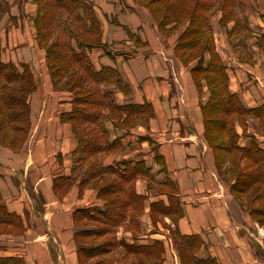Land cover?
<instances>
[{
  "label": "crops",
  "instance_id": "1",
  "mask_svg": "<svg viewBox=\"0 0 264 264\" xmlns=\"http://www.w3.org/2000/svg\"><path fill=\"white\" fill-rule=\"evenodd\" d=\"M6 1L8 11L0 18V58L20 71L27 66L34 88L27 95L29 123L21 145L14 148L0 142V195L6 208L21 216L25 226L20 236L0 233V256L20 257L21 264H84L74 238L73 212L84 207L103 208L104 200L94 178L82 181L85 164L76 161L78 142L71 123L62 118L71 108L72 96L54 87L46 49L36 39L37 3L23 0L19 6L16 0ZM106 2L104 10L111 8ZM103 12H94L100 21L101 43L86 49L91 62L96 69L102 65L116 68L127 84V90L112 86L117 104L146 101L153 110L147 121L140 117L131 126L105 120L109 138L120 143L99 155L102 165L123 169V160L143 161L150 170V176L138 174L131 180L141 205L130 207L133 212L117 226L115 236L128 244L161 247L152 255L118 247L105 258L111 264H138L140 257L144 264H181L175 243L178 235H184L196 237L197 258H211L216 264H264V224L232 192L226 174L218 172L215 152L205 137L202 105L209 96L208 86L203 80L198 87L192 61L184 63L176 55L177 31L162 35L158 27L149 24L142 30L147 42L130 45V29L137 32L140 23L123 11L118 22ZM245 14L253 36L245 43L227 44L239 58L229 56L231 65L226 62L222 53L225 44L215 28L214 45L225 65L228 90L244 108L251 109L241 120H233L237 142L245 146L254 138L264 149V13ZM252 38L258 42L251 44ZM113 41L123 43L113 48ZM207 61L208 56L204 64ZM170 196L179 213L154 207L170 206Z\"/></svg>",
  "mask_w": 264,
  "mask_h": 264
},
{
  "label": "trees",
  "instance_id": "2",
  "mask_svg": "<svg viewBox=\"0 0 264 264\" xmlns=\"http://www.w3.org/2000/svg\"><path fill=\"white\" fill-rule=\"evenodd\" d=\"M35 2L37 3V13L34 18L36 39L46 49L54 87L63 88L72 95L71 108L62 114V118L71 123L78 142L76 161L89 164V174L86 179L96 180L98 194L104 200L103 208L84 207L73 212L75 224L86 219L105 226L101 233H85L76 227L74 238L80 261L84 264H111L112 261L105 258V255L117 249L119 245H122L126 252L155 254L161 249L159 244L148 246L128 244L123 241L115 243V239L112 238L110 242L105 239L103 241L105 249L98 251L78 244L77 238L101 237L109 233L111 231L109 227H117L124 221L129 211L133 212L130 210L131 206L137 209L141 205V196L134 192L131 180L138 174L150 176V170L143 161L132 163L123 160L121 162L123 169L102 165L99 155L117 148L120 143L117 138L113 140L109 138L105 120H112L114 125L131 126L140 117L147 121L153 115V110L146 101L141 104L115 102L112 86L127 90V84L114 67L102 65L96 69L87 54L86 49L99 45L101 41L97 17L86 0H35ZM8 5L6 0H0V18L8 11ZM223 14L228 15L225 16V20L237 18V12L233 10L230 14L226 12ZM63 15H66L65 19ZM189 15L191 24L175 44L176 55L180 53V49V55H184L182 50L184 51L185 47L196 46L193 42L187 43L188 41L183 40L185 34H203L204 27L210 32L207 14H204L205 17H196L192 13ZM172 21L164 23L159 20L158 28L163 32L171 33L174 28L167 29L165 26ZM207 50L209 51L207 63L204 64L201 54L198 55L200 62L191 67L196 85L201 87L204 80L209 90V96L202 105L205 137L215 152L216 166L222 161L233 162V165L235 159L237 160V174L230 189L236 196H248L246 203L250 213L259 223L264 224V195H261L264 191V149L254 138H250L247 145L240 146L233 127L234 118L241 120L242 116L251 109L244 108L236 94L228 90L225 65L217 54L213 42ZM1 51L0 40V56ZM192 59L193 57L188 56L182 61L188 63ZM33 88L34 81L27 66L23 65L20 71L14 64L3 62L0 58V142L14 148L21 145L29 123L27 95ZM220 153L226 154L227 157L222 158ZM239 164L246 166L240 170ZM84 180L82 181L85 182ZM173 204L154 205V207L160 212L179 213L177 202L174 201ZM23 231L21 216L9 211L0 195V233L22 234ZM175 245L183 264H216L211 258L200 259L195 256L194 250L198 246L195 236L178 235ZM98 256H100L99 262L90 263V260ZM21 263L20 257L0 256V264ZM137 263L144 264V260L140 257Z\"/></svg>",
  "mask_w": 264,
  "mask_h": 264
},
{
  "label": "rangeland",
  "instance_id": "3",
  "mask_svg": "<svg viewBox=\"0 0 264 264\" xmlns=\"http://www.w3.org/2000/svg\"><path fill=\"white\" fill-rule=\"evenodd\" d=\"M23 0H16V3H18L19 6H21ZM106 3H109L111 8L104 10V0H86V3L90 5L92 10L94 12L104 11L103 14L105 17H107L109 20L118 22L119 13L122 11L125 14H130V19L136 20V22H139L140 24L137 27V32L132 31L130 29V33L128 36L129 44L130 45H140L147 42V40L143 39V29L145 26L148 28L150 25L158 26V21L162 22H168L169 20H173L171 23L166 24L165 28H174L175 32L177 31L178 37L177 42L179 41L180 35L188 28V26L191 24V17L189 13H192L196 17H205L204 14H207L208 16V25L209 30L207 27H204V33L199 35H189L185 34L183 36L184 41H188L187 43H194L196 45L193 48L185 47L184 51L182 50V53L184 55H180V53L177 55L180 60L186 59L188 56L193 57L191 60V67L197 65L200 60L198 55L203 56L205 62V57L208 56L209 59V51L207 50V47L213 42L215 44V35L221 40L222 43L225 44L224 50L222 51L223 56L227 61L230 62V65L232 63V58L229 56H235L236 59L239 58L237 53H233L231 51V45L227 44H239V43H245L249 37L253 36L250 35V28H249V22L246 18L245 12L249 11H257L260 13H264V0H105ZM226 1V3H225ZM12 6V5H11ZM95 6V7H94ZM9 7V5H8ZM233 11L237 12V18L229 20H225V16L223 12H226L228 14L232 13ZM106 11V12H105ZM108 12L110 14L108 15ZM218 13H220L218 15ZM125 16V15H124ZM207 18V17H206ZM205 23V22H204ZM97 26L100 28V21L97 18ZM134 28V27H133ZM166 29V30H167ZM143 30V31H142ZM140 31H142L140 33ZM168 35L169 31H162V35ZM146 38V37H144ZM219 40V41H220ZM183 42V41H182ZM228 42V43H227ZM258 42L256 39H251V44ZM116 43V44H115ZM123 42L113 41L110 46L113 48H120V44ZM215 46V45H214ZM230 47V48H229ZM240 50V49H239ZM126 51V50H125ZM129 54H132L133 51H127ZM256 52V51H254ZM240 54L244 55L243 50H240ZM72 96V95H71ZM149 139L147 136H142L141 139ZM220 156H226L223 155V153H220ZM158 160V166H161V162ZM233 163V162H232ZM232 163H223L220 162L218 164V172L220 174L226 173L224 179L231 185L233 183V180L235 178V175L237 174V160L235 159L234 164ZM240 165V164H239ZM246 165H240V170H243ZM89 164H85L84 170L81 171L82 178L87 181V176L89 174ZM96 169V168H95ZM84 180V181H85ZM152 184V182H149ZM253 193H251L252 196ZM261 195H264V191H262ZM241 203H246V200L248 201L247 195H239L237 197ZM250 199V194H249ZM171 204L175 201L173 198H170ZM173 201V202H172ZM174 205V204H173ZM172 206V205H171ZM246 208L248 209V204L246 205ZM76 227L82 232L85 233H91V232H97L101 233L104 231L105 226L101 225L100 223H96L93 221H89L86 219L81 220L80 222L76 223ZM116 228L109 227L108 229L111 230L109 233L99 237V236H87L84 238H77L78 244H82L83 247H92L93 250H99V249H105V242L103 241L105 239H108V242H110V239H115L119 242V240L116 239L115 231ZM25 230V226H24ZM4 233V232H3ZM10 233V232H9ZM135 233V232H134ZM15 236H20L21 234H13ZM23 234V233H22ZM112 242V241H111ZM97 245V246H96ZM120 249H125L121 247V245L118 246ZM109 250V249H108ZM115 250V249H114ZM179 253V252H178ZM180 257V256H179ZM100 256L93 258L90 260V263L93 262H99ZM104 258V256H103ZM180 263H182V259L180 258Z\"/></svg>",
  "mask_w": 264,
  "mask_h": 264
}]
</instances>
